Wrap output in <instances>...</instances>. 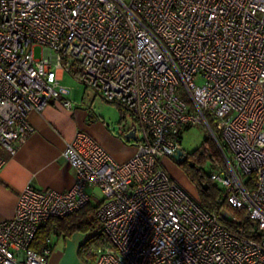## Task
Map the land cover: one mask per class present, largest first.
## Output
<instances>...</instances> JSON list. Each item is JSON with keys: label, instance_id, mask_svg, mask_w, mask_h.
I'll use <instances>...</instances> for the list:
<instances>
[{"label": "built area", "instance_id": "built-area-1", "mask_svg": "<svg viewBox=\"0 0 264 264\" xmlns=\"http://www.w3.org/2000/svg\"><path fill=\"white\" fill-rule=\"evenodd\" d=\"M63 58L127 111L137 150L119 163L77 132L62 152L73 185L23 188L0 222V264H48L49 240L31 247L39 227L92 199L100 228L80 247L88 264H264V0H0V170L1 149L14 154L33 130L30 112L51 99L72 108ZM198 122L220 155L210 179L256 222L253 237L224 209L203 208L162 163Z\"/></svg>", "mask_w": 264, "mask_h": 264}, {"label": "crops", "instance_id": "crops-1", "mask_svg": "<svg viewBox=\"0 0 264 264\" xmlns=\"http://www.w3.org/2000/svg\"><path fill=\"white\" fill-rule=\"evenodd\" d=\"M59 74L62 83L64 70L60 69ZM67 87L72 89V86ZM72 104V108L67 109L51 99L43 111L30 112L28 121L33 130L25 143L12 155L1 149L6 161L0 170V222L14 215L18 195L27 184L55 190H66L73 185L75 172L62 157V152L77 132L90 135L119 163L136 153V141L124 137L134 121L130 115L131 122L126 121L124 114L127 111L118 103L121 113L112 124L102 116L92 118L82 105ZM92 232H74L67 237L58 232L51 233L48 264H88L81 257L80 247Z\"/></svg>", "mask_w": 264, "mask_h": 264}, {"label": "trees", "instance_id": "trees-1", "mask_svg": "<svg viewBox=\"0 0 264 264\" xmlns=\"http://www.w3.org/2000/svg\"><path fill=\"white\" fill-rule=\"evenodd\" d=\"M64 72L69 73L73 78L79 81V66L72 59L63 58L61 61ZM189 128L190 126H184ZM181 130L179 139L181 138ZM181 143V140H180ZM214 145V144H213ZM201 146L200 151L186 154L185 158L179 162L186 168L188 176L195 181L200 194V202L203 208L208 211L220 213L226 207V212L232 215L229 221H225L237 233L253 237L256 232V222L248 218L244 211H238L228 205L222 197V189L214 184L210 179V171L208 174L203 173L198 164L210 162V166L214 169L215 164L220 161V155L217 147ZM212 170V169H211ZM98 200L92 199L80 210L68 214L64 217L50 218L43 226L37 230L35 237L31 242V247L40 252L46 245L49 236L53 232L61 233L64 237L72 235L74 232H87L100 228V222L96 216ZM89 240V239H88Z\"/></svg>", "mask_w": 264, "mask_h": 264}, {"label": "rangeland", "instance_id": "rangeland-1", "mask_svg": "<svg viewBox=\"0 0 264 264\" xmlns=\"http://www.w3.org/2000/svg\"><path fill=\"white\" fill-rule=\"evenodd\" d=\"M43 54V48L36 46L34 48V57L39 58ZM199 82V81H198ZM62 84L65 86H72L70 89L69 97L74 103L82 105L85 109L89 110L92 118L99 116L104 117L109 123H114L119 118L121 111L116 103L105 100L103 97L97 95L93 90L85 87L80 81L73 78L69 73H65ZM125 119L128 123L131 122L129 114H124ZM181 144L180 148L185 154H191L193 152L200 151L201 146L206 147L215 146L216 144L212 139L206 126L198 122L197 124L191 125L189 128L183 127L181 130ZM202 150V149H201ZM220 163V161H217ZM162 163L166 168L167 172L171 177L177 181L190 195L199 199V188L195 181L191 180L188 176L186 168L180 163L172 160L169 157H163ZM203 173L208 174L211 169L210 162L198 164ZM216 184V182H213ZM98 198L102 197V194L97 191ZM225 211L226 207L223 208ZM228 211V210H227Z\"/></svg>", "mask_w": 264, "mask_h": 264}, {"label": "water", "instance_id": "water-1", "mask_svg": "<svg viewBox=\"0 0 264 264\" xmlns=\"http://www.w3.org/2000/svg\"><path fill=\"white\" fill-rule=\"evenodd\" d=\"M124 137L136 141L135 127L133 126L126 134H124ZM185 156V152L182 149H178L173 154V160L179 163L185 158Z\"/></svg>", "mask_w": 264, "mask_h": 264}]
</instances>
